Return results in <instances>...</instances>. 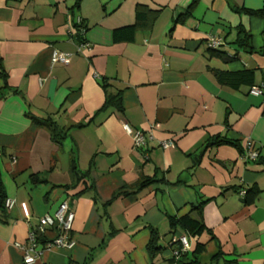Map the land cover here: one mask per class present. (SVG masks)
Returning <instances> with one entry per match:
<instances>
[{"label": "crops", "instance_id": "obj_1", "mask_svg": "<svg viewBox=\"0 0 264 264\" xmlns=\"http://www.w3.org/2000/svg\"><path fill=\"white\" fill-rule=\"evenodd\" d=\"M192 1L80 0L75 8L76 0H0V185L13 201L0 222V264H23L15 245L26 241L28 222L53 215L63 201L74 213V244L34 264H174L172 244L185 234L172 232L169 220L198 218L202 202L206 231L188 238V251L203 246L199 264H264V96L222 86L212 72L252 70L261 84L264 17L232 7L260 10L264 0H198L174 24ZM137 7L154 14L151 28L114 43L113 31L133 25ZM78 19L86 27L80 40L90 44L82 52L71 32ZM238 28L250 35L252 52L233 44ZM209 35L224 38L220 51L236 59L210 56ZM53 51L69 54V64L51 65ZM103 82L120 95L122 112L100 111ZM48 118L58 128L83 126L56 144L37 123ZM122 122L150 133L141 150ZM215 137L238 149L207 147ZM248 144L255 159L246 157ZM73 161L88 171L77 183ZM32 175L43 182L32 183ZM154 175L163 181L137 190ZM252 188L258 192L247 205ZM151 230L162 248L153 258Z\"/></svg>", "mask_w": 264, "mask_h": 264}, {"label": "trees", "instance_id": "obj_2", "mask_svg": "<svg viewBox=\"0 0 264 264\" xmlns=\"http://www.w3.org/2000/svg\"><path fill=\"white\" fill-rule=\"evenodd\" d=\"M80 0H76L74 7H79ZM198 0H193L191 4L185 9V11L177 16V18L174 20V24H183L192 14V11L197 4ZM232 9L235 12H243L249 16H255V17H264V7L260 10H245L242 8H233ZM151 16H154V14L150 13L148 10H146L143 7H137L135 11V22L131 26L123 27L120 29H116L112 33V39L114 43H128L132 42L134 40V35L139 30H145L151 28L152 21ZM83 29V31H86V27L83 25V23L79 26L74 24L72 27V30L75 31V36L77 37L78 41H81L79 30ZM224 39V38H223ZM251 37L250 35L245 32L244 30L238 28L236 37L234 40V43L238 48L243 49L247 52H252V48L250 45ZM225 41V40H224ZM210 56H214L222 60V62L227 63L228 61L235 60L236 55L229 56L226 53H223L218 50H209ZM213 76L216 80V82L222 86H226L232 90H238L240 87H248L249 90L252 87H259L261 84L263 85L262 88V96H264V78L260 85L256 86L254 81V72L252 70H240L236 72H222V71H216L212 70ZM102 89L105 94V99L103 106L101 107L100 111H104L107 109H113L117 112H122V105H121V99L120 95L118 93L116 94H110L107 92V85L105 82L102 83ZM40 126H44L47 128L50 134V138L53 142L56 144H60V142L67 136L68 131L71 128H80L83 125H77L68 127L66 129L58 128L55 123L51 121L50 118L45 119L43 122H37ZM221 145H230L238 149V143L235 141L228 140L226 138L222 137H215L211 139L206 146L208 147H218ZM71 176L76 181V183L80 180H83L84 178L88 177V171L86 172H80L78 168L75 165V162L73 161L71 164V170H70ZM32 183H41L43 180L40 178L39 175H32L30 177ZM163 179H157L156 175H154L151 178L143 179L137 186V190H140L144 187H147L151 185L154 182H161ZM75 186V185H74ZM256 189L248 190L244 195V203L249 205L252 204L256 194ZM121 193L125 192H117L113 195L112 199H115L116 197L120 196ZM5 197L3 195V191L0 185V222L6 221V211H5ZM205 202L200 203L194 210L198 214V218L194 219L190 217L189 215H184L178 218H171L169 220L170 229L172 232H175L176 229H180L184 236L187 238H198L200 235H202L206 228L203 224L202 217H201V209ZM160 237L158 233L154 230H151L148 243L146 245V250L150 258H153L155 255H157L160 251H162V248L159 245ZM175 243L172 244L174 247V251L177 252V254L174 256L172 255L171 261L174 264H199L198 262V255L203 250V246L196 244L194 249L192 251L187 252H181L180 251V244L177 240L174 241ZM171 246V247H172ZM173 251V252H174Z\"/></svg>", "mask_w": 264, "mask_h": 264}, {"label": "built area", "instance_id": "obj_3", "mask_svg": "<svg viewBox=\"0 0 264 264\" xmlns=\"http://www.w3.org/2000/svg\"><path fill=\"white\" fill-rule=\"evenodd\" d=\"M81 20L76 21V25L80 27ZM72 30V28H71ZM75 34V31H71ZM79 35H84L83 29L79 30ZM225 45V41L222 37L209 35L206 39L205 46L209 50H218ZM90 48V44L81 40L77 51L82 52ZM69 54L53 51L51 56V65L62 64L67 66L69 64ZM263 85L259 87H252L249 90L251 95H262ZM124 132L132 138L133 147L136 150H141L146 144V139H151L150 133H146L140 130L132 129L127 123L121 124ZM163 149L169 148L171 143H161ZM248 144V152L246 157L249 159H255L257 154L253 151ZM146 158V155L144 156ZM4 206L6 209H10L13 206V201L5 200ZM20 208L26 221L30 220V215L25 203L20 204ZM74 219V213L67 201H63L57 211L53 215H44L37 219L35 225H30L28 222L29 230L26 241L23 244H16L15 246L20 250L23 255V264H34L44 252L50 251L54 248H70L74 244L73 239L70 237L72 222ZM51 232L52 237H48L47 233ZM180 244V251L187 252L189 250L188 238L186 236L176 239ZM176 251L173 252L175 256Z\"/></svg>", "mask_w": 264, "mask_h": 264}]
</instances>
